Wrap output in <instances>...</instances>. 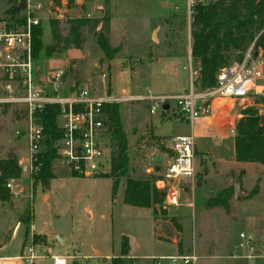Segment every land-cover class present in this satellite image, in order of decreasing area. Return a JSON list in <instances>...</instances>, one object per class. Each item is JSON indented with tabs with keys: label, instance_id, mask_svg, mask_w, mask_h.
<instances>
[{
	"label": "rangeland",
	"instance_id": "rangeland-1",
	"mask_svg": "<svg viewBox=\"0 0 264 264\" xmlns=\"http://www.w3.org/2000/svg\"><path fill=\"white\" fill-rule=\"evenodd\" d=\"M36 1L43 5L42 11L35 15L40 20L42 48L36 71L41 80L57 72H66L68 78L59 95H67L73 85L104 95L102 73H108L111 93L115 97L124 92L126 95H147L148 91L153 95L174 96L189 90L191 7L197 1L207 3L208 0H81L74 7L66 8L64 17L59 20L54 5L48 8L50 0L31 3ZM7 8L8 4L0 0V20L10 18L5 13ZM76 18L109 20L108 31L104 34L108 45L117 50L113 60L101 53L95 31L87 30H84L82 49L53 48L51 53L45 52L52 47L50 23L57 21L60 34L65 36L67 22ZM234 63L237 61L232 59L229 65ZM45 91L52 93L53 88L46 85ZM252 102L250 99H215L192 129L184 120L172 116L174 101L168 102V110L159 108L154 114L149 113L152 103L147 100L120 103L118 117L127 139V169L126 176L119 179L114 196L108 164L102 170L106 175L77 177L71 176L61 164L54 163V178L46 184L37 182L21 168L26 164L27 143L23 136H15V131L22 126L15 122L18 112L12 108L1 109L0 162L13 157L17 165L21 162V166L18 165L21 172L18 179L4 182L9 199L7 203L0 201V235L9 238L13 225L19 222L20 237L25 226L32 225L35 234L45 237L46 242L40 249H50L57 256L76 251L81 257L79 262L86 257L90 264H111L113 259L124 264H154L150 258L177 255L178 247L172 240H162L155 235L151 210L124 204L123 194L127 178H156L152 171L157 167L151 159L167 151L175 137L191 135L197 153L205 154H197L195 158V177L189 187H183L182 206L170 208L164 204L168 217L182 220V252L198 255L197 264H264L263 166L239 164L246 169L236 170V177L223 182L215 175L209 156L224 166L233 163L230 133L233 132V119L241 108L249 107ZM255 107L264 115L262 101ZM207 128L212 131L208 132ZM115 154L112 141L110 163ZM225 172L226 169L222 171ZM199 179L201 185L197 186ZM11 180L14 184L10 190L6 184ZM236 183L244 192L250 193L255 186L259 191L248 199L232 198L228 214L219 208H204L210 197ZM7 227H10L8 232ZM240 233L256 236L255 248L262 257L245 259L247 250L239 239ZM122 238L127 239L128 260L120 257ZM43 261L48 264L49 259ZM161 263L168 264L165 260Z\"/></svg>",
	"mask_w": 264,
	"mask_h": 264
},
{
	"label": "built area",
	"instance_id": "built-area-1",
	"mask_svg": "<svg viewBox=\"0 0 264 264\" xmlns=\"http://www.w3.org/2000/svg\"><path fill=\"white\" fill-rule=\"evenodd\" d=\"M25 0V8L14 18L0 20V110L12 108L19 114L22 125L15 131L17 138L23 136L27 143L25 159L27 172L36 176L41 172L42 163L39 155L43 150L45 135L43 134L41 116L45 110L57 106L55 118L56 132L59 140L55 145L56 158L54 163L61 164L71 176L95 177L105 174V164L111 167L109 154L112 146L108 116L105 107L132 102L150 101L149 113L154 114L163 109L169 101L175 102L172 116L184 120L192 126L202 115L207 113L209 103L215 99H258L264 97V55L259 52L254 58L252 47L243 55L240 62L229 65L216 76V84L208 89H198L194 86L199 75V69L192 66L190 48L188 54L189 90L178 96L122 95L115 97L108 93V76L102 73L101 82L105 83V94L97 95L76 85L70 87L67 95L59 92L64 85L62 77L66 72H57L41 80L36 71V61L32 52V37L34 29L40 25L35 15L42 11L41 2ZM53 4L50 0L49 6ZM66 2L60 1L54 6L56 19L64 17ZM49 80V82L47 81ZM62 82L60 89L56 85ZM46 85L53 92L45 91ZM169 106V104H168ZM170 106L168 107V109ZM163 111H165L163 109ZM170 160L163 172L154 180L157 191L165 194L164 204L170 208L181 207V182L193 181L195 177L194 142L191 135L175 137L170 145ZM151 174L150 171L147 172ZM14 180L6 184L12 189ZM19 224H16L14 231ZM30 230H32L30 228ZM22 232L20 258L25 264H34L38 259H49V264H90L88 258L81 257L74 251L71 255H53L50 249H40L42 246L34 241V236ZM247 254V260L259 259L255 248L256 236L239 234ZM241 246V247H243ZM154 264H197L200 257L195 253L167 256L152 259Z\"/></svg>",
	"mask_w": 264,
	"mask_h": 264
},
{
	"label": "trees",
	"instance_id": "trees-1",
	"mask_svg": "<svg viewBox=\"0 0 264 264\" xmlns=\"http://www.w3.org/2000/svg\"><path fill=\"white\" fill-rule=\"evenodd\" d=\"M4 1L8 4L5 13L10 18H14L20 12L16 10V7L25 2V0ZM60 1L52 0V3L54 6H59ZM65 2L67 8H72L77 0H65ZM190 19L191 63L193 67L199 69L194 86L200 90L213 87L219 71L229 66L232 59L240 62L250 47L254 52H261L264 55V0H208L207 3L197 1L191 7ZM67 25V35L62 36L58 29V22L50 23L52 47L47 48L45 52L51 53L53 48L82 49L84 30H87L88 32L95 31L96 44L103 56L108 60L114 59L117 50L108 45L107 36L104 34L108 31L109 20L106 18H76L69 20ZM41 49V30L36 28L32 37V52L35 60ZM66 77L65 73L62 80L64 81ZM107 85V92L110 93L109 78ZM260 101L264 103V97L255 99L249 107L242 108L241 117L234 128L233 148L236 163L254 164L264 168V115L259 114V110L255 107ZM118 107L119 104L105 107L111 140L116 150L108 175L113 178V196L117 191L119 179L126 176L127 169L125 154L127 139L120 126ZM57 113V106H52L47 108L41 116L45 143L39 155L42 163L41 172L34 177L42 184L54 178L55 145L59 140L55 126ZM20 172L21 168L18 167L13 157L0 162L1 202L7 203L9 199V195L3 188L4 182L10 178L18 179ZM154 180V177L127 178L123 202L132 207L150 209L154 220L155 235L162 240H172L178 247L177 254L181 255V220L166 215L165 194L155 189ZM258 191V186H255L248 198L257 195ZM232 198L233 186H229L210 197L204 208L206 210L219 208L228 214L230 212L229 202ZM35 238L37 242H41L40 236ZM127 254V239L122 238L120 257L124 258ZM111 264H124V262L118 263L116 259H113Z\"/></svg>",
	"mask_w": 264,
	"mask_h": 264
},
{
	"label": "crops",
	"instance_id": "crops-1",
	"mask_svg": "<svg viewBox=\"0 0 264 264\" xmlns=\"http://www.w3.org/2000/svg\"><path fill=\"white\" fill-rule=\"evenodd\" d=\"M188 53V52H187ZM108 75V73H107ZM68 78V76L66 77ZM125 93V92H124ZM185 92L182 91V93L178 94V95H181V94H184ZM178 95H174V96H178ZM156 96H170V95H164V94H156ZM172 96V95H171ZM248 100V99H247ZM250 100H255V99H250ZM241 110L242 108L240 109V112L239 114L233 119V132H230L232 134V153H233V163L230 164V165H226L224 166L223 164H221L219 161H214V158L212 157V155H209L212 159V164H213V171L215 173V175H218V177L220 179H222V181L224 182V180H227V179H233V177H236L237 171H243L245 170V166H240L239 164H245V163H236L235 160H234V148H233V139H234V128H235V124L236 122L239 120V118L241 117ZM14 111V110H13ZM16 111V109H15ZM16 117H15V122H16V125H19L20 123V117L18 114H15ZM166 118V117H165ZM177 119V118H176ZM197 121V120H196ZM195 121V122H196ZM186 122V121H185ZM195 122L192 124V126H190V124L188 122H186L189 126L190 129H192L195 125ZM207 131L208 132H211L212 129L211 128H207ZM173 140V139H172ZM171 140V142H172ZM171 142H170V145H171ZM194 152H195V158L197 156V154H205V153H197V150H196V146L194 145ZM27 156V155H26ZM159 156L160 158V161L159 162H156V158L155 159H151V162L154 163V165L157 167L156 170L152 173L154 174L155 177H157L158 175H160L165 166L167 165L168 161L170 160V156H171V152H170V146L169 148H167V151H162L160 153V155H157ZM156 156V157H157ZM26 159V158H25ZM166 160V162L164 163L163 160ZM222 165V166H221ZM248 165L247 167H252L251 165L253 166H256L258 167L257 165H254V164H246ZM21 168L23 170H27L26 168V164H25V167L24 166H21ZM226 169V172L225 173H222V171ZM208 172L205 173V175H207ZM189 182L191 183V181H186V182H181L180 183V187H181V193L184 191L183 187L185 186H188L189 187ZM189 191V189H188ZM234 199V198H233ZM9 205V204H8ZM11 207V205H9ZM182 221V220H181ZM16 224H19L17 230L14 231V227L16 226ZM21 224L19 222H16L13 227H12V230H11V235L9 238H6V236L4 235H0V264H25L21 258H20V254H21V240H22V232L23 230H25L27 233V236L30 237V235H36V236H40L41 238V242L37 243L36 241V238H34V241L40 245V246H43L45 244V237L44 236H41L39 234H35L34 233V229H33V226L31 225V229L27 226H25V229L22 230V232H20V237H19V228H20ZM6 232H8L10 230V227H7L6 229ZM185 254V252H182ZM97 252L95 253V255L97 256ZM129 257H124V259L128 260ZM45 260V259H43ZM43 260H36L34 262V264H47V262H44ZM150 260H152V258H150ZM49 264V262H48Z\"/></svg>",
	"mask_w": 264,
	"mask_h": 264
},
{
	"label": "water",
	"instance_id": "water-1",
	"mask_svg": "<svg viewBox=\"0 0 264 264\" xmlns=\"http://www.w3.org/2000/svg\"><path fill=\"white\" fill-rule=\"evenodd\" d=\"M77 2H81V0H77ZM24 8H25V5L24 4H19L16 7V10H23ZM256 56H257V53L254 52L253 53V57L255 58ZM47 81L49 82V80H47ZM61 86H62V82H59L56 85V87L58 89H60ZM168 107H169L168 104H165L163 106V109L166 111V110H168ZM159 161H160V158H159V156H157L156 157V162H159ZM18 165L21 166V162H18ZM200 185H201V181L199 179V180H197V186H200ZM249 196H250V193L242 191L241 185L239 183H236V184L233 185V198L235 200H237V199H247Z\"/></svg>",
	"mask_w": 264,
	"mask_h": 264
}]
</instances>
